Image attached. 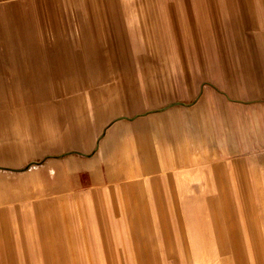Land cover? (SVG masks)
<instances>
[{"label":"rangeland","instance_id":"rangeland-1","mask_svg":"<svg viewBox=\"0 0 264 264\" xmlns=\"http://www.w3.org/2000/svg\"><path fill=\"white\" fill-rule=\"evenodd\" d=\"M19 60L38 73L35 82L8 78L4 62ZM217 99L227 120L213 119L204 106ZM124 117L147 123L150 143L157 130L172 142L178 134L182 156L227 162L228 172H244L246 188L234 180L218 195L197 187L166 191L157 242L118 236L109 254L93 243L91 227L86 234L74 227L90 224V207L60 206L59 254L49 236L48 192L35 190V181L5 197L6 223L20 226L6 235L0 264H264V0H0V161L14 154V141L31 147L48 137L45 119L56 130L86 129L90 143L91 130L100 128L98 138ZM36 131L39 138H30ZM35 165H0V172L8 180ZM216 166L197 165L202 172L220 171ZM89 181L84 175L79 182ZM251 216L260 223L249 225ZM227 217L239 224L229 227V242L219 231L214 243L189 244L190 231L199 235L205 221L219 228Z\"/></svg>","mask_w":264,"mask_h":264},{"label":"crops","instance_id":"crops-1","mask_svg":"<svg viewBox=\"0 0 264 264\" xmlns=\"http://www.w3.org/2000/svg\"><path fill=\"white\" fill-rule=\"evenodd\" d=\"M19 62H21L20 65L15 61L11 65L8 64V61L3 64L11 74L8 76L9 79H12L11 82H20L22 76L25 77L26 82H35L38 73H30V66L26 64L25 60H19ZM204 102V106L206 105L212 111L213 119L227 120L226 117L221 116V109L224 105L219 103V99L215 104L211 103V106H208L207 101ZM124 118L122 119L124 122L114 124L112 122L105 127L98 138L96 136H98L100 128L98 131L93 129L95 134L91 130V136H88L93 140L90 143H86L85 140L84 133L88 132L86 129L72 127L66 132L59 128L56 130L53 127L49 128L46 119L41 124L43 131L46 135L48 134V137L42 136L44 140L34 143L31 147H23L21 146L23 143L14 141L15 144L12 145L14 154L11 153L7 160L0 161V165L11 170L20 169L30 164L38 165L16 177L13 174L12 178L8 180H5L4 173L0 172V252H4L6 235L16 226H20L15 223H6L3 208L5 197L6 195L15 196L18 194L16 192L21 190L32 189L35 181L37 183L35 190L45 189L48 192L47 208L50 210L47 212V220L51 231L49 236L51 235L54 250L59 254H63L65 251L60 228L61 221L57 214L60 206L62 210L69 205L84 209L87 206L90 207L91 225L86 224L81 218L83 222L74 227L78 229V233L83 230L84 234H86V230L87 233L90 232L91 227L93 243L97 246H104L102 248L104 254H109L113 245L118 242V236L128 238L126 242L129 244L157 242L154 237L155 230L158 236L159 228L163 227V221L159 220V211H161V201L164 199L166 191H172L176 195V193H181L182 187L189 190L197 187L202 191L207 190L218 195V190L223 192L225 189L234 188V180H236V186L240 184L246 188L244 172H228L227 162H214L210 159L201 161L196 155L191 157V154L188 155L189 157L187 156L188 158L182 156L180 154L181 139L178 134L172 136V142L166 140L164 135H161V131L157 130L156 139L150 143L147 139V123L134 126L126 122L127 117ZM174 129L173 132L176 133L180 130V128L177 130L175 126ZM59 130H61V134ZM76 131L80 133L77 137L73 134ZM52 132H57L59 135ZM12 138L21 141L22 137L12 136ZM30 138H39L37 131L36 135H31ZM16 147L20 148L22 152L17 153ZM150 147L155 148L151 155L148 149ZM49 155L59 158H46ZM184 157L185 159H183ZM202 163L211 166L215 163L220 171L211 168L210 171L202 172L201 168L197 167ZM190 164H195L197 170L189 171ZM223 169H225L224 172ZM84 175L90 179L87 186L79 182ZM215 180L219 182H215ZM150 196L154 197L156 201L153 204L150 201ZM12 199V201H16L14 198ZM203 207H205L204 204L201 205L202 209ZM252 208L255 207L252 206ZM153 212L158 214L156 219L150 220ZM118 213H120L119 216ZM10 219L14 220L11 216ZM250 219L249 225L252 222L253 226L256 222L260 223L261 221V217L258 216ZM26 227L30 228L31 226ZM229 227H239V224L234 226V223L229 222L227 217L222 220L219 228L213 225L212 229H209L205 221L199 235L197 232L194 234L193 231H190L189 244L214 243L219 231L225 242H229ZM242 228L245 227L242 226ZM31 234L32 232L28 231V236ZM245 240V237H242L240 243L244 244ZM142 250V248H135L134 252L140 253ZM199 254L201 255V251L195 252V255Z\"/></svg>","mask_w":264,"mask_h":264}]
</instances>
